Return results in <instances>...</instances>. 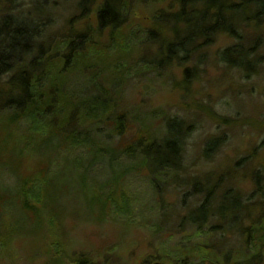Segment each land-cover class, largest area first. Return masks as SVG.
Masks as SVG:
<instances>
[{
    "label": "rangeland",
    "instance_id": "rangeland-1",
    "mask_svg": "<svg viewBox=\"0 0 264 264\" xmlns=\"http://www.w3.org/2000/svg\"><path fill=\"white\" fill-rule=\"evenodd\" d=\"M75 3L76 0H49L46 8L49 23L44 36L56 39L66 31L69 20L74 31L87 37V41L97 43L106 53L90 46L87 48L89 55L80 57V76L76 73L70 76V80L80 96L87 94L82 101L77 96L61 94L62 111L52 118V114L46 116L49 125L42 136L32 132L34 129H25L24 124H20V129H14L16 137L23 135V130L26 134L33 133L28 139L19 141V144L29 141L30 155L25 154L20 162L22 174H33L38 163L48 162L50 157L56 158L58 163L52 161V172L46 176L40 204L39 181L30 185L29 199L36 207L29 213L4 206L2 210L0 203V264H79V259L92 264H151L154 261L237 264L241 258L234 253L236 250L225 261L219 255L207 258L200 254L206 252L199 251L201 242L213 245L217 253L233 250L242 245L235 241L233 233L224 232L221 238H216L217 233L207 228L214 224L213 220H208L199 229L186 225L175 227L178 217L193 205L179 208L180 194L171 186H164L156 193L145 173L129 171L122 176L125 166L140 165L142 155L138 154L130 161L121 152L114 164L109 163V145L119 149L124 144H131L140 130L151 134L160 130L161 138L169 132L167 127L182 128L184 152L182 172L176 173L177 181L189 185L190 189V186L201 188L203 180L209 184V180L217 182L220 179L221 183L216 185L218 193L230 188L244 202L253 189L251 172H260L264 179V56L255 72L245 78L234 68L217 61L216 51L233 43V39L219 34L210 45L191 54L192 58L180 65L166 62L171 59L164 50L168 39L158 36L152 42L153 39L146 38L142 30L150 28V10L164 8L167 0H157L150 5L137 3L131 9V18H127L131 21L126 20L130 27L120 26L114 33L108 27L99 33L93 18L96 4L88 6L81 14ZM33 6L32 15L35 16L40 7L36 3ZM262 27L264 29V23ZM112 41L118 45L116 52ZM158 43L162 45L161 53L157 51ZM87 46L85 43L84 47ZM263 52V48H258L252 56ZM121 56L125 61L118 62L122 68L120 66L117 73L112 69V63ZM198 57L201 59L197 61ZM146 61L157 64V69H152ZM185 68L190 69L186 79L182 73ZM249 68L246 67V71ZM94 100L107 103L108 108L115 107L114 114L120 112L124 132L122 136L114 134L111 122L107 129L99 125L105 131L103 134L109 133L108 143L102 134L95 132L94 122L86 123L83 129L88 130L83 136L91 141V147L79 162H73L69 159H80L84 155L83 144L60 147L59 154L55 149L58 143L55 131L59 122L63 129L68 127L64 125L73 112L69 110L71 107L83 105V102L90 104ZM113 113L109 109L100 111L97 118L114 117ZM171 117L177 120L169 122ZM51 119H57V124L50 123ZM71 126L78 125L71 121ZM145 127L147 129H143ZM212 136H219L223 141L210 157H204L202 144ZM160 140L156 139L158 145H161ZM99 148L108 150V153L102 161L91 164L101 158ZM189 175L196 178L183 180ZM10 176L0 171V193L5 192L3 199L13 183ZM206 184L203 191L208 189ZM112 187H119L120 194L116 198L121 201L119 204L107 201ZM120 196L124 200L119 199ZM191 199L195 204L200 197ZM158 200L162 202L161 211ZM234 200V194L221 200L220 208L237 212L230 208ZM245 208L251 217L257 210L255 206ZM50 217H54L53 221ZM159 219L165 224L154 230ZM248 222L249 218L243 224ZM233 223H238V216Z\"/></svg>",
    "mask_w": 264,
    "mask_h": 264
},
{
    "label": "trees",
    "instance_id": "trees-1",
    "mask_svg": "<svg viewBox=\"0 0 264 264\" xmlns=\"http://www.w3.org/2000/svg\"><path fill=\"white\" fill-rule=\"evenodd\" d=\"M155 1L157 0H76L75 5L81 14H84L88 6L96 4L93 9V18L99 27V33L107 27L111 33H114L120 26L125 27L129 24L126 23V20L131 21L127 18H131V9L137 3L150 5ZM35 3L40 7V9L37 8L39 13L43 12V15H39V13L35 16L32 15L33 4ZM48 3L49 0H0V171L3 170V172L11 174L12 177H10L13 178L12 186L6 190V199L2 198L5 192L0 193L2 210L3 206L9 207L11 210L17 208L25 213L33 210L36 205L29 199L31 197L29 187L35 180L39 181L40 186V201L38 203L43 202L42 191H44L43 185L46 176L52 172L50 171L52 161L58 163V160L50 157L48 162L38 163L37 170L33 174H22L20 162L23 156H26L25 154H29V141L22 144H19V141L28 139L33 133L26 134V130H23V135L16 137L14 129H20V124H24L25 129H34L32 132L37 133L40 137L48 129L49 123L46 116L52 114V118L56 113L62 111L61 94L77 96L78 100L82 101L81 99L87 93L80 96V92L78 93L73 89L70 76L76 73L80 76V57L89 55L87 48L90 46L98 47L97 43L87 41V37L74 31L69 20H67L66 26L68 28L66 31L63 34L60 33L56 39L52 36H44L45 28L49 23L46 12ZM172 6L174 9H166ZM148 21L150 28L145 27L142 30L146 38L153 39L152 42L156 41L158 36L168 39L164 44V50H167V55L171 59L166 62H174L180 65L192 58L191 54L210 45L217 35L223 34L233 39V43L216 51V59L219 63L234 68L245 78L254 73L256 66L262 63L260 58L264 56V52L256 57L252 55L256 49H264V29L262 27L264 23V0H167L164 8L150 10ZM123 38L124 36L121 37L120 41ZM46 40L50 44H47ZM85 43L88 45L87 47H84ZM111 45L113 51L116 52L118 45L114 41ZM161 47V43H158L157 51L160 53ZM98 48H100L101 53H104L100 46ZM200 59L201 57H198L196 60ZM122 60L125 61L123 56L117 57L112 63V69L117 73L120 71V66L122 68L118 62ZM140 60L145 61L147 59ZM146 63L152 69H157L155 67L157 64L152 63V61H146ZM248 66L250 68L246 71ZM189 71L188 68L183 69L182 73L185 79L188 77ZM79 107L83 108L84 111L81 112ZM114 108H108L107 103L95 100L90 104L83 102V105L71 107L69 110L73 112L68 117L69 121H66L64 125L68 127L63 129L59 122L55 131V136L58 137L55 149L60 154V147L83 144L84 155L80 159H69L73 162H79L87 155V151L91 147V141L83 136L88 130L83 129V125L89 124V122H94L95 132L102 134L108 143L109 133L103 134L102 132H105L106 127L109 128L110 122L112 124L111 131L117 136H122L124 132L123 119L119 116L121 115L120 112L113 113ZM108 109L115 115L114 117L97 118V112H107ZM176 120L177 118L171 117L169 122ZM71 121L75 122L79 129L75 126V128L69 127ZM49 122L57 124V119H51ZM99 125H104L105 128L102 129ZM167 129L169 132L161 138H159L162 134L160 130L153 134L149 131L138 130L139 133L136 134L131 144H124L119 149L109 145V163H113L117 154L121 152L128 156L130 161L141 154L142 162L140 165L125 166L122 176L129 171L145 173L153 191L159 193L158 190L163 189L164 186H171L176 193L180 194L179 208L193 205V207L188 206L187 211L178 217L175 227L180 228L186 225L199 229L204 227L208 220H213L214 224L207 228L217 233L216 238H221L224 232H230L234 234L235 241L242 243L233 250L229 249L217 253L216 250L214 251L213 245H205L201 242L199 251L206 253L200 254L207 258L219 255L225 261L236 250L234 253L241 258V261H236L237 264H263L264 179L260 172H251L253 189L250 193L251 196L244 198V202L241 196L236 195L237 192L235 194L230 188L218 193L216 185L221 183L220 179L217 182L209 180V184L203 180L201 188L190 186L189 189V185L180 184L176 178V173L182 172L181 162L184 152L182 128L167 127ZM157 138L162 139L159 142L161 145L157 144ZM222 141L219 136H212L205 140L201 148L202 156L210 157ZM99 152L102 154L100 155L101 158L91 162V164L102 161L108 150L99 148ZM117 164L125 165L121 162ZM184 178L183 180L190 181L196 177L189 175ZM159 179H161L160 183ZM205 184L208 189L203 191ZM118 189L119 187L110 189L107 201L117 204L121 202L116 199L120 194ZM232 194H234L235 200L232 201L230 208H235L237 212H226L224 208H220V203L221 200H226ZM193 196L195 199L200 197L199 200L196 199L198 202L195 201V204L191 199ZM254 196L256 197L255 200L248 202ZM121 197L119 199L124 200ZM159 199L161 200L160 197ZM215 199L220 200L217 206H213L217 203V201L214 202ZM160 200L158 201L161 211L162 202ZM246 206L257 207L252 217L248 213V208H245ZM235 216H238L237 224L233 223ZM53 218L50 217V220L53 221ZM248 218L249 222L244 225L243 221ZM156 224L154 230H159V226H163L165 221L159 219ZM79 260L81 261L79 264H92L86 259ZM185 264H194V262L188 261Z\"/></svg>",
    "mask_w": 264,
    "mask_h": 264
},
{
    "label": "water",
    "instance_id": "water-1",
    "mask_svg": "<svg viewBox=\"0 0 264 264\" xmlns=\"http://www.w3.org/2000/svg\"><path fill=\"white\" fill-rule=\"evenodd\" d=\"M151 264H168V263L160 262V261H154V262H152Z\"/></svg>",
    "mask_w": 264,
    "mask_h": 264
}]
</instances>
